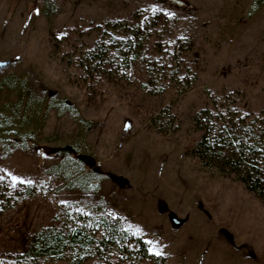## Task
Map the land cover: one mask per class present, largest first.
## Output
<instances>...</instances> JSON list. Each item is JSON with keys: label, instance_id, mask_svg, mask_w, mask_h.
Instances as JSON below:
<instances>
[{"label": "rangeland", "instance_id": "1", "mask_svg": "<svg viewBox=\"0 0 264 264\" xmlns=\"http://www.w3.org/2000/svg\"><path fill=\"white\" fill-rule=\"evenodd\" d=\"M0 60V264L63 213L98 251L36 264H135L103 222L166 264H264V203L193 153L203 110L264 138V0H0Z\"/></svg>", "mask_w": 264, "mask_h": 264}, {"label": "trees", "instance_id": "2", "mask_svg": "<svg viewBox=\"0 0 264 264\" xmlns=\"http://www.w3.org/2000/svg\"><path fill=\"white\" fill-rule=\"evenodd\" d=\"M213 115L207 110L196 115L195 127L202 132L193 153L202 164L218 173L234 175L246 189L264 203V138L250 134L248 139H234L223 133L214 135L209 128ZM225 131V130H223ZM62 213V212H61ZM63 225L35 233L29 241V248L16 264H36L41 259L80 258L82 263L98 251L97 243L85 229H73L74 220L63 213ZM71 225V227H70ZM102 240L112 247L119 248L127 259L135 264H166L164 259L150 252L148 245L139 237L118 225L100 223ZM86 228V227H85ZM88 256V255H87Z\"/></svg>", "mask_w": 264, "mask_h": 264}, {"label": "water", "instance_id": "3", "mask_svg": "<svg viewBox=\"0 0 264 264\" xmlns=\"http://www.w3.org/2000/svg\"><path fill=\"white\" fill-rule=\"evenodd\" d=\"M9 65H10L9 61H1L0 60V69H6ZM170 221H171L172 225L175 227H179L182 224V221H180L179 219H177L174 216H172L170 218Z\"/></svg>", "mask_w": 264, "mask_h": 264}]
</instances>
